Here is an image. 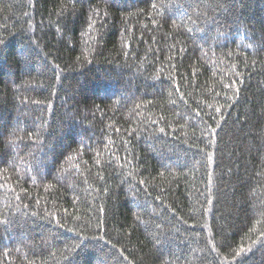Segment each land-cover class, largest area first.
Masks as SVG:
<instances>
[{
    "label": "trees",
    "instance_id": "obj_1",
    "mask_svg": "<svg viewBox=\"0 0 264 264\" xmlns=\"http://www.w3.org/2000/svg\"><path fill=\"white\" fill-rule=\"evenodd\" d=\"M0 264H264V0H0Z\"/></svg>",
    "mask_w": 264,
    "mask_h": 264
},
{
    "label": "snow or ice",
    "instance_id": "obj_2",
    "mask_svg": "<svg viewBox=\"0 0 264 264\" xmlns=\"http://www.w3.org/2000/svg\"><path fill=\"white\" fill-rule=\"evenodd\" d=\"M153 8H155V5H153ZM217 111H219V109H217ZM197 115H199V113H197ZM161 131H163V129H161ZM241 251H243V249H241ZM240 254H241L240 252L236 253L237 256H239ZM125 259H127V257H125Z\"/></svg>",
    "mask_w": 264,
    "mask_h": 264
}]
</instances>
